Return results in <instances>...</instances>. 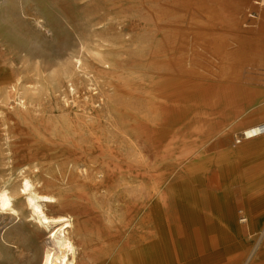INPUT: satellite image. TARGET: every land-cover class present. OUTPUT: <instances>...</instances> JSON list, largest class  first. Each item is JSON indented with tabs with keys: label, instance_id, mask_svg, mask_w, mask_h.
<instances>
[{
	"label": "bare ground",
	"instance_id": "6f19581e",
	"mask_svg": "<svg viewBox=\"0 0 264 264\" xmlns=\"http://www.w3.org/2000/svg\"><path fill=\"white\" fill-rule=\"evenodd\" d=\"M145 3L136 53L149 80L114 87L119 108L111 100L107 117L91 105L82 116L47 119L28 137L13 135L19 119L0 117L23 181L0 188V213L18 215L24 197L31 219L56 225L40 264H75L67 233L77 223L92 229L95 264H264V235L250 249L264 234V134L254 132L264 100L253 105L240 87L264 73V0ZM74 64L83 68L81 58ZM7 93L19 112L39 97L14 84ZM255 108L258 119L241 118ZM234 122L240 134L228 129ZM110 195L114 213L89 204ZM56 203L74 205L77 215L47 216Z\"/></svg>",
	"mask_w": 264,
	"mask_h": 264
},
{
	"label": "rangeland",
	"instance_id": "374dc122",
	"mask_svg": "<svg viewBox=\"0 0 264 264\" xmlns=\"http://www.w3.org/2000/svg\"><path fill=\"white\" fill-rule=\"evenodd\" d=\"M145 4V0H0V117L19 119V125L13 127V135L28 137V129L36 130L39 122L82 116L91 111V105L99 110L94 116L107 117L111 113V100H115L118 108L124 101L123 97L112 93L114 87L126 82H142L145 78L147 82L149 74L143 76L146 68L142 67L143 62L136 53L147 20ZM123 26H126L125 35L132 37L128 46L119 33ZM246 35L254 37L250 33ZM104 45L121 50L109 53ZM76 58L82 59L83 68L77 69ZM259 77L257 81L240 85L241 90L250 94L248 100L253 105L264 100V73ZM11 84L19 91L36 88L39 97L33 101V106L23 112L11 108L15 105L7 93ZM72 85L73 92L70 91ZM256 108L241 118L258 119ZM191 123L196 124L194 119ZM236 125L237 122L231 123L228 129L240 134ZM4 130L5 126L0 124V188L14 189L23 181L19 166L8 156L11 139L6 138ZM193 133L196 143L199 140L196 131ZM52 173L49 169L47 175ZM72 189L78 187L72 186ZM113 199L112 195L90 198L89 204L101 213H114ZM21 200L18 215L0 213V264H40L43 252L52 246L49 236L56 225L39 226L31 219L32 211L26 199ZM44 212L51 217L77 215L74 205L62 203L49 205ZM237 215L242 214L237 211ZM91 233L90 226L78 223L68 230L67 235L76 249L75 264H95L96 255L88 241ZM263 235L260 232L255 235L250 249L261 245ZM243 260L222 264H242Z\"/></svg>",
	"mask_w": 264,
	"mask_h": 264
},
{
	"label": "built area",
	"instance_id": "2783aa9c",
	"mask_svg": "<svg viewBox=\"0 0 264 264\" xmlns=\"http://www.w3.org/2000/svg\"><path fill=\"white\" fill-rule=\"evenodd\" d=\"M254 132L256 133L255 136L263 135L264 134V121L260 122L257 127L254 128Z\"/></svg>",
	"mask_w": 264,
	"mask_h": 264
}]
</instances>
